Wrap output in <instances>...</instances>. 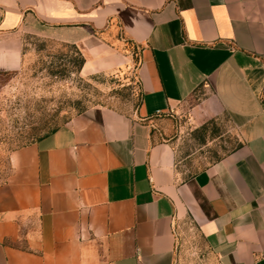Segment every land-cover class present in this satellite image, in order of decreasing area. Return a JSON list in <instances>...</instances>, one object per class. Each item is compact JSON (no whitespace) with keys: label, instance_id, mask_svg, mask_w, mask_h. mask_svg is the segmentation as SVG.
Here are the masks:
<instances>
[{"label":"crops","instance_id":"crops-1","mask_svg":"<svg viewBox=\"0 0 264 264\" xmlns=\"http://www.w3.org/2000/svg\"><path fill=\"white\" fill-rule=\"evenodd\" d=\"M34 22L107 70L138 47L135 114L102 105L12 147L0 179V264H264V0H0V73ZM224 112L237 147L188 176L146 119ZM198 233L188 255L175 223Z\"/></svg>","mask_w":264,"mask_h":264},{"label":"rangeland","instance_id":"rangeland-1","mask_svg":"<svg viewBox=\"0 0 264 264\" xmlns=\"http://www.w3.org/2000/svg\"><path fill=\"white\" fill-rule=\"evenodd\" d=\"M116 50L127 59L105 70L79 65L78 44L34 22L21 34L22 60L14 71L0 73V179L6 172V154L64 123L81 110L102 105L135 114L140 93L135 75L138 47L119 31L113 34ZM196 89L176 108L146 119L150 137L166 140L173 148L174 168L188 176L226 154L240 143L236 129L219 110L206 119L190 121L188 110L206 98ZM188 255L206 257L195 229L187 221L175 223Z\"/></svg>","mask_w":264,"mask_h":264},{"label":"trees","instance_id":"trees-1","mask_svg":"<svg viewBox=\"0 0 264 264\" xmlns=\"http://www.w3.org/2000/svg\"><path fill=\"white\" fill-rule=\"evenodd\" d=\"M75 52L77 53V56H78V63H79V65H81V64L84 62V59H83V57L78 53L77 50H75ZM54 129H55V128H52L51 130H49V131L43 133L42 135L47 134V133L53 131ZM40 136H41V135H40ZM38 137H39V136H38Z\"/></svg>","mask_w":264,"mask_h":264}]
</instances>
